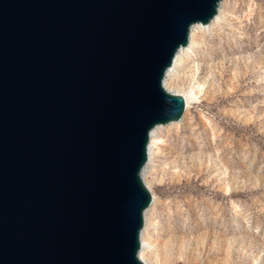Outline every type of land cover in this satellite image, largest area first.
Returning a JSON list of instances; mask_svg holds the SVG:
<instances>
[{"label": "water", "instance_id": "obj_1", "mask_svg": "<svg viewBox=\"0 0 264 264\" xmlns=\"http://www.w3.org/2000/svg\"><path fill=\"white\" fill-rule=\"evenodd\" d=\"M224 0H0V264H146L164 86Z\"/></svg>", "mask_w": 264, "mask_h": 264}, {"label": "rangeland", "instance_id": "obj_2", "mask_svg": "<svg viewBox=\"0 0 264 264\" xmlns=\"http://www.w3.org/2000/svg\"><path fill=\"white\" fill-rule=\"evenodd\" d=\"M219 11L170 85L198 99L157 132L148 264H264V0Z\"/></svg>", "mask_w": 264, "mask_h": 264}, {"label": "bare ground", "instance_id": "obj_3", "mask_svg": "<svg viewBox=\"0 0 264 264\" xmlns=\"http://www.w3.org/2000/svg\"><path fill=\"white\" fill-rule=\"evenodd\" d=\"M223 4V2H222ZM221 4V5H222ZM220 11L218 13V15L215 17V19L209 24V25H195L192 30H191V34H190V39H189V45L186 47V48H183L181 49L175 59H174V62H173V65L171 66V68L167 71V74H166V77H165V80H164V86L166 88V90L170 93H173V94H177L179 95L178 93L180 91L178 90H173L172 88H170V85H171V82H173V78L180 72L181 70V67L185 64V54L190 50L192 49L193 47H195L198 42H197V33L199 30H201L202 28H210L220 17ZM186 110H188L189 108V103L191 101H194L197 98V93L195 91H191L188 93V96H186ZM180 123V122H179ZM173 124H176V123H172L170 125H173ZM163 126H158L157 128H155L152 133H151V141H150V145H149V149H148V154H149V162L147 164V166L145 167V169L143 170V180L144 182L146 181V172H147V169L149 168L150 166V162L152 161V155L154 154L155 152V149L157 147V144H156V140H157V132L158 130H160ZM145 184L147 185V183L145 182ZM147 187H149L147 185ZM153 202L155 203L156 200L155 198L153 199ZM154 203L152 204V206L145 212V215H144V219H145V227L142 231V234H141V243H142V250L140 252V258L143 262H145L146 264H148L147 260L142 256V252L144 250H146V248L149 246V242L147 241V239H145L146 235V229L148 228V225L151 223V215H150V212L153 208V205Z\"/></svg>", "mask_w": 264, "mask_h": 264}]
</instances>
